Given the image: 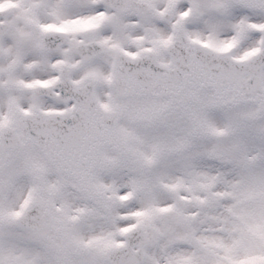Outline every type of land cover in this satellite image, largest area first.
I'll list each match as a JSON object with an SVG mask.
<instances>
[{"label":"snow or ice","instance_id":"obj_1","mask_svg":"<svg viewBox=\"0 0 264 264\" xmlns=\"http://www.w3.org/2000/svg\"><path fill=\"white\" fill-rule=\"evenodd\" d=\"M0 264H264V0H0Z\"/></svg>","mask_w":264,"mask_h":264}]
</instances>
